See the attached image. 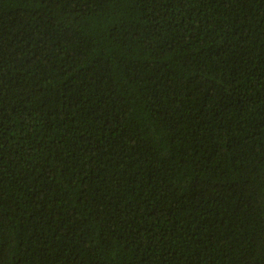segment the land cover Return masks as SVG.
<instances>
[{"label": "trees", "instance_id": "16d2710c", "mask_svg": "<svg viewBox=\"0 0 264 264\" xmlns=\"http://www.w3.org/2000/svg\"><path fill=\"white\" fill-rule=\"evenodd\" d=\"M0 264H264V0H0Z\"/></svg>", "mask_w": 264, "mask_h": 264}]
</instances>
